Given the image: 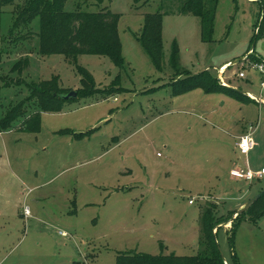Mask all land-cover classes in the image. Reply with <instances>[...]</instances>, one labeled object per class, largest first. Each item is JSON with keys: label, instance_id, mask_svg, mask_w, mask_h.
Segmentation results:
<instances>
[{"label": "rangeland", "instance_id": "1", "mask_svg": "<svg viewBox=\"0 0 264 264\" xmlns=\"http://www.w3.org/2000/svg\"><path fill=\"white\" fill-rule=\"evenodd\" d=\"M23 1L6 5L1 17L0 117L29 97L33 82L58 76L63 92L81 88L79 67L98 88L117 89L105 98L72 99L60 113L43 112L38 132L24 131L25 119L0 132V264H117L119 255L134 253H201L202 209L213 202L228 215L235 207L232 195L215 191L233 157H243L237 142L247 131L259 129L252 169L264 167V104L202 88L174 95L173 44L179 77L209 70L224 86L264 99L262 75L248 64L264 61L262 0H218L209 42L198 17L178 13L183 0H68L66 11L120 14L122 68L108 56L83 54L76 62L42 56L39 16L10 32ZM157 11L164 16L162 69L137 40L145 15ZM17 62L21 74L12 71ZM37 108L30 103L29 110ZM241 187L250 200L264 178L234 186ZM220 226L218 243L232 263V223ZM235 253L239 264H264V216L238 225Z\"/></svg>", "mask_w": 264, "mask_h": 264}, {"label": "trees", "instance_id": "2", "mask_svg": "<svg viewBox=\"0 0 264 264\" xmlns=\"http://www.w3.org/2000/svg\"><path fill=\"white\" fill-rule=\"evenodd\" d=\"M68 0H24L18 5L13 28H22L29 24L36 16L40 17L41 28L39 32L40 54L50 56L63 54L71 61H78L83 54L108 56L113 63L122 68L125 66L122 41L119 35L118 23L120 14L113 13L108 9L96 12L89 11H66L65 4ZM102 4L104 0H91ZM16 0H0V56L4 43L1 34V17L6 5H13ZM264 5V0H262ZM179 14L193 15L200 19L201 35L204 42L211 41L213 33V21L217 10L218 0H183ZM264 8V7H263ZM264 11V10H263ZM163 14L161 11L145 15L144 24L137 40L144 49L150 61L156 69H162L164 55L163 44ZM263 24V23H262ZM262 27V26H261ZM260 27V28H261ZM259 28V34L261 29ZM252 50V49H251ZM250 51V50H249ZM248 51V52H249ZM255 52V51H254ZM251 53V57H254ZM179 46L175 41L171 53V62L175 71L176 79L172 81V93L181 94L196 88H202L205 93L221 92L241 102L253 100L247 95L240 93L228 86L222 85L218 78L209 70H203L197 74H186L179 77L178 67ZM256 60V58H252ZM22 73L23 68L17 62L12 71ZM82 87L77 89L78 97L75 99L101 97L105 98L115 92L114 87L98 88L92 74L79 67ZM5 85H9L8 82ZM30 95L6 110L0 117V131H6L19 119H25L22 129L27 132H38L41 128L42 113H60L65 109L66 103L74 98L66 100L62 95L71 91L63 92L59 88L58 76L51 79L33 82L28 85ZM37 103L38 108L29 110L30 103ZM69 133V131H62ZM90 132L81 133L86 136ZM78 136V134H77ZM264 187L258 191L261 192ZM238 210L225 215L219 211L218 206L209 202L203 209L200 219L204 250L193 256H178L175 253L167 255H151L146 253H134L119 255L117 264H226L218 243V237L222 224L229 223ZM264 216V193L245 212L240 213L232 222L231 234L228 243L231 250L230 264H239L235 253V236L238 225L245 219L256 222ZM216 230V231H215Z\"/></svg>", "mask_w": 264, "mask_h": 264}, {"label": "built area", "instance_id": "3", "mask_svg": "<svg viewBox=\"0 0 264 264\" xmlns=\"http://www.w3.org/2000/svg\"><path fill=\"white\" fill-rule=\"evenodd\" d=\"M248 64L251 68H255L256 70H258L260 74L262 75L261 87L263 90L264 89V61L253 62V63L250 62ZM219 77L223 83V78H221V76ZM238 77L242 79L247 78V73L245 72V70H243L242 72H239ZM254 133H255V130L247 131L245 134L240 136L239 141L237 142L238 150L243 157H248L250 152L256 146V141L254 139ZM229 175L234 180H237L240 182L251 183L256 179L264 178V168L259 169V170H254L249 165H245L242 167L240 166V167L232 168L230 170ZM193 202L194 200L191 199L190 203H193ZM28 213H29V210H26V214Z\"/></svg>", "mask_w": 264, "mask_h": 264}, {"label": "crops", "instance_id": "4", "mask_svg": "<svg viewBox=\"0 0 264 264\" xmlns=\"http://www.w3.org/2000/svg\"><path fill=\"white\" fill-rule=\"evenodd\" d=\"M255 1L258 2V3L261 2V0H255ZM228 86L237 87L236 85H234L232 83H230V84L228 83ZM258 131H259V129L258 130H255L256 133H258ZM0 132H3V131H0ZM260 137H262V134L260 135ZM256 146H255V148H256ZM255 148L250 152V154H249L248 157H241L240 155L239 156L238 155H235L233 157L232 161H231L232 162V166L230 167V170L232 168L240 167V166L242 167V166H245V165H249L252 168L253 159H252V156L251 155H252V152L255 150ZM262 168H264V167H262ZM257 170H259V169H257ZM229 173H230V171H229ZM225 181H227V182H225ZM236 181L237 180L234 181V179L232 180V178L229 175V177H228L227 180H223V182L221 181L222 182L221 187L220 188H217L216 191H215L216 194H219V196H221V195H227L229 197L230 195H232L231 198L234 199V200H236V203L234 204L235 207L232 210H236V209L238 210V209H240L249 200V199L245 200L246 199V191L244 189L246 187L245 188L244 187H241L238 190H236L234 188L235 185H240V183H242L240 181H237V182ZM214 198H216V197H214ZM190 200H189V202H190ZM228 264H230V263H228Z\"/></svg>", "mask_w": 264, "mask_h": 264}, {"label": "water", "instance_id": "5", "mask_svg": "<svg viewBox=\"0 0 264 264\" xmlns=\"http://www.w3.org/2000/svg\"><path fill=\"white\" fill-rule=\"evenodd\" d=\"M253 49L250 51V53H253ZM250 53L246 56V57H242L241 59H238V60H235V61H233L231 64H229V65H225L224 66V69L225 68H228L227 66H230V65H236V64H238V63H240V62H242L245 58H247L249 55H250ZM218 80H219V82L223 85V83H222V80L220 79V78H218ZM228 87H230V88H232V89H234V90H236V91H239L240 93H242V94H244V95H247V96H249L250 98H252V99H254V100H257V101H259L261 104H264V100L261 98V97H256V96H254V95H252V94H250L249 92H247V91H243V90H240L239 88H236V87H231V86H228ZM62 97H64L66 100H68V99H71V98H77L78 97V92H77V90H71L70 92H68L67 94H64V95H62ZM264 193V189L261 191V192H259L257 195H255L253 198H251L250 200H248L239 210H238V212L233 216V218L231 219V221L229 222V223H232L233 222V220L240 214V213H243V212H245L247 209H249L261 196H262V194ZM229 223H225V224H222V225H227V224H229ZM222 256L224 257V259L226 260V258H225V256H224V254L222 253ZM226 264H228V262H227V260H226Z\"/></svg>", "mask_w": 264, "mask_h": 264}]
</instances>
